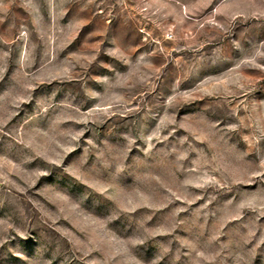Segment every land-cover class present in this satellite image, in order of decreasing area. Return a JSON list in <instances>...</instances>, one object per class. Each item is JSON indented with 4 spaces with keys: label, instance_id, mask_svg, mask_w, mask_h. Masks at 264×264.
Returning a JSON list of instances; mask_svg holds the SVG:
<instances>
[{
    "label": "rangeland",
    "instance_id": "374dc122",
    "mask_svg": "<svg viewBox=\"0 0 264 264\" xmlns=\"http://www.w3.org/2000/svg\"><path fill=\"white\" fill-rule=\"evenodd\" d=\"M0 264H264V0H0Z\"/></svg>",
    "mask_w": 264,
    "mask_h": 264
}]
</instances>
